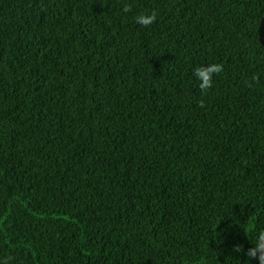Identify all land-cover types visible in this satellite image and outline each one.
Returning a JSON list of instances; mask_svg holds the SVG:
<instances>
[{"label":"trees","instance_id":"obj_1","mask_svg":"<svg viewBox=\"0 0 264 264\" xmlns=\"http://www.w3.org/2000/svg\"><path fill=\"white\" fill-rule=\"evenodd\" d=\"M261 230L264 0H0V264H260Z\"/></svg>","mask_w":264,"mask_h":264},{"label":"clouds","instance_id":"obj_2","mask_svg":"<svg viewBox=\"0 0 264 264\" xmlns=\"http://www.w3.org/2000/svg\"><path fill=\"white\" fill-rule=\"evenodd\" d=\"M131 6L125 5L123 11L125 13L130 12ZM157 14L155 11L151 13L140 14L134 17L135 23L142 26L148 27L156 21ZM223 71V66L221 64H209L207 66L197 67L193 75L197 81H199V88L203 94H207V91L212 87L213 84V76L218 75ZM200 107H204L203 102H200ZM255 246L247 251L246 255L249 259L257 257V253H259V261L260 264H264V230H261L256 237ZM236 252H243L242 245H236L233 249Z\"/></svg>","mask_w":264,"mask_h":264},{"label":"water","instance_id":"obj_3","mask_svg":"<svg viewBox=\"0 0 264 264\" xmlns=\"http://www.w3.org/2000/svg\"><path fill=\"white\" fill-rule=\"evenodd\" d=\"M259 255H260V254L258 253V257H259Z\"/></svg>","mask_w":264,"mask_h":264}]
</instances>
